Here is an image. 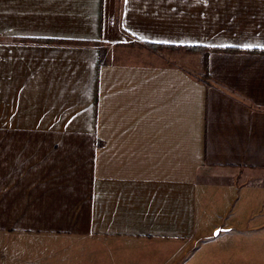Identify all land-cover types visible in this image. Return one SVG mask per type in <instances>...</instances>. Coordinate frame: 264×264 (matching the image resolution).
<instances>
[{
	"label": "crops",
	"instance_id": "obj_1",
	"mask_svg": "<svg viewBox=\"0 0 264 264\" xmlns=\"http://www.w3.org/2000/svg\"><path fill=\"white\" fill-rule=\"evenodd\" d=\"M0 260L264 264V0H0Z\"/></svg>",
	"mask_w": 264,
	"mask_h": 264
},
{
	"label": "trees",
	"instance_id": "obj_2",
	"mask_svg": "<svg viewBox=\"0 0 264 264\" xmlns=\"http://www.w3.org/2000/svg\"><path fill=\"white\" fill-rule=\"evenodd\" d=\"M93 43L97 44V42H93ZM144 45L147 46L148 48H151V49L157 48L156 47L157 45H154V44L144 43ZM158 46L159 47H162V45H158ZM185 50L188 51V52H195V51L205 50V48H203V47H186ZM220 50H222V51H228V52L237 51V49H232V48H226V49H220ZM101 51H102V49L100 48V52ZM262 52L263 51H261V53ZM100 64H101V60H100ZM204 76H206V75H204Z\"/></svg>",
	"mask_w": 264,
	"mask_h": 264
},
{
	"label": "rangeland",
	"instance_id": "obj_3",
	"mask_svg": "<svg viewBox=\"0 0 264 264\" xmlns=\"http://www.w3.org/2000/svg\"><path fill=\"white\" fill-rule=\"evenodd\" d=\"M158 52L159 53H162L163 52V49H161V48H158ZM169 52H171V53H176V52H178V51H175V50H169ZM188 52V51H187ZM176 54H178V53H176ZM0 264H3V262L0 260Z\"/></svg>",
	"mask_w": 264,
	"mask_h": 264
},
{
	"label": "snow or ice",
	"instance_id": "obj_4",
	"mask_svg": "<svg viewBox=\"0 0 264 264\" xmlns=\"http://www.w3.org/2000/svg\"><path fill=\"white\" fill-rule=\"evenodd\" d=\"M125 3H127V0H125Z\"/></svg>",
	"mask_w": 264,
	"mask_h": 264
}]
</instances>
